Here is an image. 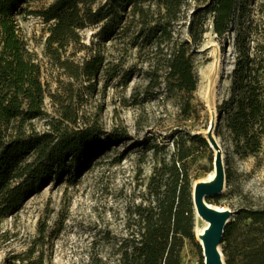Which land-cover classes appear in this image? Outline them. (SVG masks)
<instances>
[{"label": "trees", "instance_id": "obj_1", "mask_svg": "<svg viewBox=\"0 0 264 264\" xmlns=\"http://www.w3.org/2000/svg\"><path fill=\"white\" fill-rule=\"evenodd\" d=\"M30 1L35 0H0V221L50 182L75 176L92 159L130 139L126 129L100 139L104 134L96 126L74 127L77 112L63 104V97L57 101L58 115L46 111L48 87L22 33L19 17L25 14L43 19L44 52L74 81L106 74L128 86L142 73L147 79L142 100L171 94L185 122L199 120L204 110L195 97L200 77L194 57L205 35L211 31L224 43L232 36L233 78L230 95L219 106L216 131L228 135L242 157H258L263 150L264 12L258 23L249 15L256 0H52L38 10L29 9ZM187 17L188 37L182 38L179 26ZM88 27L98 29L89 42L83 34ZM108 41L117 46L107 60ZM129 52L146 68L127 65ZM81 53L86 54L81 61L72 60ZM67 91L69 100L74 90ZM137 96L135 89L134 104L140 103ZM37 119H46L48 128L36 129ZM171 140L172 148L168 140L145 145L153 171L141 201L127 208L126 233L115 239L109 264H181L185 238L195 240L193 185L213 171L215 149L198 131L176 129ZM4 236L0 230V244ZM222 248L225 264H264V205L235 211ZM28 260L25 264H42Z\"/></svg>", "mask_w": 264, "mask_h": 264}, {"label": "rangeland", "instance_id": "obj_2", "mask_svg": "<svg viewBox=\"0 0 264 264\" xmlns=\"http://www.w3.org/2000/svg\"><path fill=\"white\" fill-rule=\"evenodd\" d=\"M51 1H30L29 9L38 10ZM193 8L194 2H191L187 7L188 14ZM249 10V15L258 23L264 12V0H256L255 4L249 5ZM19 19L22 33L42 66L43 80L48 87L46 111L51 116L58 115L60 104L57 101L63 97V104H72L77 112L78 122L74 127L96 126L104 134L100 139L115 129H126L130 139L92 159L75 176L50 182L2 218L0 230L5 236L0 244V264H25L28 259L39 260L42 264H109L113 260L115 239L126 233L127 208L141 201L140 195L153 171L151 152L145 150V145L168 140L172 148L171 139L176 129L198 131L209 140L212 137L221 148L222 163L216 171L219 180L210 188L222 190L221 194L208 197V202L231 210V218L240 207L264 205V147L258 157H242L233 150L228 135L216 131L220 123L219 106L230 95L233 78L236 54L231 35L226 43L216 40L211 31L205 35L204 44L194 57L200 77L195 97L196 102L204 105V110L199 120L185 122L178 118V108L171 94L166 99L162 95L161 98L148 96L142 100L147 85L142 73L133 77L128 86L117 79L108 80L106 74L95 80L74 81L64 68L45 54L43 19L33 14H25ZM188 19L180 22L182 38L188 37ZM97 30L95 27L85 29L83 34L87 42ZM116 46L112 41L105 44L107 60ZM84 55L78 54L72 60L79 62ZM131 64L146 68L134 53L129 52L127 65ZM70 86L74 97L68 100ZM135 89L139 104H134L132 98ZM33 123L40 131L48 128L46 119H37ZM124 151L127 154L120 158ZM209 175L210 172L195 182ZM204 224L195 212L194 233L197 225ZM220 249L223 253L222 244ZM201 261L203 255L196 235L195 240L185 238L181 264H200Z\"/></svg>", "mask_w": 264, "mask_h": 264}, {"label": "water", "instance_id": "obj_3", "mask_svg": "<svg viewBox=\"0 0 264 264\" xmlns=\"http://www.w3.org/2000/svg\"><path fill=\"white\" fill-rule=\"evenodd\" d=\"M208 141L215 149L214 169L218 172L222 163L221 148L213 141L209 139ZM218 180L219 174L217 173V178L214 182H199L195 186V191H193L195 212L210 223L203 235L204 246L202 255L204 264H225L220 246L223 243L225 229L231 219L232 211L228 209V211L222 212L212 208L207 201L208 196L216 195L222 190L221 188H210L217 184Z\"/></svg>", "mask_w": 264, "mask_h": 264}, {"label": "bare ground", "instance_id": "obj_4", "mask_svg": "<svg viewBox=\"0 0 264 264\" xmlns=\"http://www.w3.org/2000/svg\"><path fill=\"white\" fill-rule=\"evenodd\" d=\"M233 47H231L232 49ZM230 49V50H231ZM210 140L212 141L213 138L211 137ZM217 178V172H216V169H213V171L210 172V175L206 178V179H203V180H199L197 182L194 183L193 185V188H194V191H195V186L198 182H214V180ZM195 194V193H194ZM208 201V200H207ZM208 204L212 207V208H215V209H218L222 212H226L228 211L227 208L225 207H222V206H215L213 204H211L210 202H208ZM197 213V212H196ZM197 215L202 218L198 213ZM203 219V218H202ZM205 221V224L203 226H196L195 227V235H196V239L201 247V252H203V246H204V242H203V235L205 234L207 228L209 227L210 223L208 221H206L205 219H203Z\"/></svg>", "mask_w": 264, "mask_h": 264}]
</instances>
